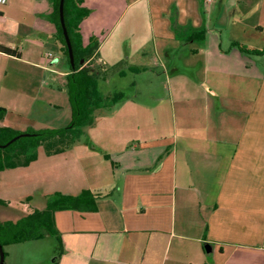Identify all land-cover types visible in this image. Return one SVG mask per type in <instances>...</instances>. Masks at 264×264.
Listing matches in <instances>:
<instances>
[{"label":"crops","instance_id":"crops-1","mask_svg":"<svg viewBox=\"0 0 264 264\" xmlns=\"http://www.w3.org/2000/svg\"><path fill=\"white\" fill-rule=\"evenodd\" d=\"M262 3L86 0L83 44L99 39L89 65L101 80L161 67L166 81H144L143 94L131 82L133 96L97 109L85 140L53 154L41 145L28 165L1 170L0 220L43 209L56 192L89 189L97 210L55 213L58 264H264ZM52 7L0 1V45L14 51L0 49V127L71 122L43 117L71 110ZM8 81H35L53 96Z\"/></svg>","mask_w":264,"mask_h":264},{"label":"trees","instance_id":"trees-1","mask_svg":"<svg viewBox=\"0 0 264 264\" xmlns=\"http://www.w3.org/2000/svg\"><path fill=\"white\" fill-rule=\"evenodd\" d=\"M85 1L65 0L64 3L65 22L75 57L74 66L70 62L68 46L60 20V0H52L53 7L50 14V19L56 28V37L60 43L61 51L70 67V72L66 78L72 120L69 125L63 128L27 130L25 132L36 133L37 135L22 137L7 148L0 147V171L19 165H28L36 159V150L41 145H45L50 154L64 151L82 136V129L93 122L94 113L97 109L111 107L125 100L122 91L116 92L113 96L103 95L100 89V75L95 68L89 65V59L99 46V39L93 36L87 45L83 44L81 23L91 13V10L84 5ZM238 46L244 52H261L247 48L242 44H238ZM0 49L9 53L14 52L3 45H0ZM82 59H84V63H81ZM130 70L139 73L143 68L132 67ZM2 112L4 109H0V113ZM21 133L23 132L10 127H0V144L7 143ZM60 210H97V196L89 189L83 190L77 195L56 192L48 197L45 208L35 209L17 220H0V242L5 247L9 244L37 240L47 235L54 236L59 242L60 251L52 264H58L65 251L63 238L55 223V213ZM5 254L7 256V253Z\"/></svg>","mask_w":264,"mask_h":264},{"label":"rangeland","instance_id":"rangeland-1","mask_svg":"<svg viewBox=\"0 0 264 264\" xmlns=\"http://www.w3.org/2000/svg\"><path fill=\"white\" fill-rule=\"evenodd\" d=\"M262 1V5L264 4V0ZM264 16V11L262 12ZM53 56L52 50H54L51 46L47 48V51ZM94 68V67H93ZM96 69V68H95ZM150 71V72H149ZM148 72H139L135 73L132 71H127L128 76H110V78L106 81H101L100 89L103 95L105 96H113L116 92L122 91L124 93L125 99L130 98V96L135 93L134 88L130 86V83L135 81L138 83L137 87L139 89V94L145 93L144 91V81H166L165 78V70L161 67L150 69ZM49 73V72H48ZM118 73V72H116ZM51 74V73H49ZM109 75V74H108ZM156 75V76H154ZM12 82V86L17 90H30L33 92L32 94L41 95V97L45 94L52 93L49 90V86L47 88L42 89V87L35 85V81H29V85L25 87L24 82L20 81H8ZM0 82V86H1ZM123 88V89H122ZM160 88L158 92H160ZM53 96V93H52ZM121 104V101L117 104ZM49 112V113H48ZM43 114L44 120L47 122H53V126H59L62 124H66L65 122L71 121V110L70 108H59L55 109L53 112L48 111ZM12 114V113H10ZM42 113L40 112V115ZM13 115V114H12ZM68 116V117H67ZM53 120V121H52ZM68 120V121H67ZM85 130V129H84ZM87 131V130H86ZM87 138L86 132L82 134V136L75 141L85 140ZM6 189V187L3 185ZM35 204V203H34ZM5 253H7L5 264H52L54 258L58 256L60 248L58 240H55L54 237L47 235L45 238H40L37 240H30L18 244H9L4 247Z\"/></svg>","mask_w":264,"mask_h":264},{"label":"water","instance_id":"water-1","mask_svg":"<svg viewBox=\"0 0 264 264\" xmlns=\"http://www.w3.org/2000/svg\"><path fill=\"white\" fill-rule=\"evenodd\" d=\"M64 3H65V0H60V6H59L60 20H61V24H62V28H63V33H64V36H65V39H66V43H67V46H68L70 62L74 66L75 65V57H74V51H73L72 42H71V39H70V36H69V33H68V29H67V26H66V22H65ZM81 63H84V59L81 60ZM36 135H37L36 133L23 132V133H21L19 135H16L15 137H13L7 143L0 144V147L1 148H7L13 142L17 141L18 139H20L22 137H31V136H36ZM5 259H6V254H5L4 246L0 242V264H4L5 263Z\"/></svg>","mask_w":264,"mask_h":264},{"label":"built area","instance_id":"built-area-1","mask_svg":"<svg viewBox=\"0 0 264 264\" xmlns=\"http://www.w3.org/2000/svg\"><path fill=\"white\" fill-rule=\"evenodd\" d=\"M0 1H3V2H4V0H0ZM207 1H211V0H207ZM48 56H50V57H51V54H50V53H48Z\"/></svg>","mask_w":264,"mask_h":264}]
</instances>
